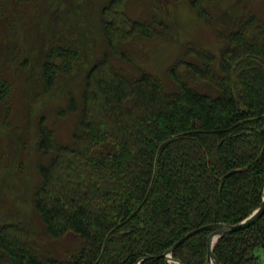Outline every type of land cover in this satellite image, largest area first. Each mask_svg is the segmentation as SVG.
<instances>
[{
    "label": "trees",
    "instance_id": "16d2710c",
    "mask_svg": "<svg viewBox=\"0 0 264 264\" xmlns=\"http://www.w3.org/2000/svg\"><path fill=\"white\" fill-rule=\"evenodd\" d=\"M207 1H190L206 20ZM127 2L101 6L109 51L59 111L78 114L71 141L58 142L40 120L36 150L46 160L36 164L32 205L42 227L0 216V264H209L215 230L175 244L200 227L238 223L262 202L264 18L251 12L227 23L217 53L189 47L195 60L169 67V88L152 72L130 76L112 62L129 61L125 42L165 27L155 16L132 17ZM59 37L50 36L40 65L45 92L82 60L72 38ZM8 88L0 80L1 102ZM66 238L60 251L51 248ZM258 247L264 212L222 236L213 256L216 264H264Z\"/></svg>",
    "mask_w": 264,
    "mask_h": 264
},
{
    "label": "rangeland",
    "instance_id": "374dc122",
    "mask_svg": "<svg viewBox=\"0 0 264 264\" xmlns=\"http://www.w3.org/2000/svg\"><path fill=\"white\" fill-rule=\"evenodd\" d=\"M106 1L23 0L18 5L15 0H0V80L9 83L5 101H0V216L6 219H23L41 230L32 205L39 182L36 164L46 160L36 150L38 125L43 119L58 142L71 141L78 114L62 116L59 111L67 107L70 94L79 97L87 69L109 51L99 24ZM190 1L128 0L132 17L149 21L155 16L165 29L157 26L156 35L125 42L122 48L129 61L113 56L114 65L130 76L141 70L152 72L174 88L168 69L181 57L195 60L185 53L189 47L217 53L223 44L219 34L227 31V23L251 12L264 18V0H208L204 4L208 20ZM52 34L56 39L72 38L82 60L45 92L40 65ZM68 240L51 243V248L60 251ZM256 252L264 262V249L258 247Z\"/></svg>",
    "mask_w": 264,
    "mask_h": 264
},
{
    "label": "water",
    "instance_id": "95a60500",
    "mask_svg": "<svg viewBox=\"0 0 264 264\" xmlns=\"http://www.w3.org/2000/svg\"><path fill=\"white\" fill-rule=\"evenodd\" d=\"M264 212V197L262 199V202L259 204V206L253 210V212L247 216L245 219L241 220L238 223L235 224H231V225H227V224H210L207 226H203L200 227L198 229H195L191 232H189L188 234H186L185 236H183L176 244L175 246L180 243L181 241H183L184 239H186L187 237H189L190 235H192L193 233H195L196 231L200 230V229H211V230H215L217 233L216 236L214 237L213 241L211 242L209 249H208V263L209 264H216V261L214 259L213 256V251H214V247L216 245V243L218 242V240L224 236L225 234L237 230V229H241L249 224L255 223L258 221L259 217L261 216V214ZM170 248L166 253H170L173 251L174 247Z\"/></svg>",
    "mask_w": 264,
    "mask_h": 264
}]
</instances>
